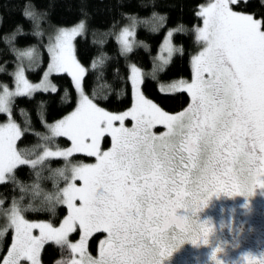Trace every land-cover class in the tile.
I'll use <instances>...</instances> for the list:
<instances>
[{
  "label": "snow or ice",
  "instance_id": "obj_1",
  "mask_svg": "<svg viewBox=\"0 0 264 264\" xmlns=\"http://www.w3.org/2000/svg\"><path fill=\"white\" fill-rule=\"evenodd\" d=\"M247 4L248 0H209L199 6L196 15L203 27L196 29V40L201 50L192 57V79L160 86L162 93L187 92L188 106L176 114L144 95L143 74L135 65L128 76L130 108L110 112L96 102L95 93L91 98L86 95L82 84L86 70L72 49L83 21L60 30L49 47L52 62L40 84H29L24 69L18 68L15 91L7 86L0 90V113L9 116V122L0 125V183L23 163L14 147L21 133L11 121L12 99L38 90L55 93L57 88L48 79L54 72L71 76L78 101L68 116L51 126L54 137H67L72 146L45 155L70 158L84 153L96 163L75 169L74 183L64 193L68 214L59 227L13 219V244L3 264H40L45 243L65 246L74 232L80 239L67 241V246L81 256L89 238L103 236L100 259L92 264H163L186 242L208 245L213 227L197 213L211 197L251 196L257 185L264 189V12L243 10ZM132 35L125 29L118 37L123 52L132 50ZM171 36L170 31L158 57L161 65L176 51ZM32 56V50L19 53V58ZM99 63L102 59L92 67ZM127 121L133 122L131 128ZM156 125L167 131L153 133ZM106 138L111 139L107 149ZM33 230L39 234L33 235ZM220 251L212 254L215 264H223L216 258Z\"/></svg>",
  "mask_w": 264,
  "mask_h": 264
},
{
  "label": "trees",
  "instance_id": "obj_2",
  "mask_svg": "<svg viewBox=\"0 0 264 264\" xmlns=\"http://www.w3.org/2000/svg\"><path fill=\"white\" fill-rule=\"evenodd\" d=\"M208 0H0V82L13 83L19 53L27 47L38 51L39 61L28 67L31 80H37L49 63L46 49L48 32L55 26H69L84 21V30L76 36L77 56L86 66L84 90L106 110L120 112L132 105V88L128 81L130 62L143 71L142 90L150 99L170 112L187 108V92L162 93L160 83L193 75L192 57L201 48L196 29L203 20L196 15ZM239 10V9H238ZM245 11L264 12V0H248ZM25 11L31 16H25ZM163 17V20L159 18ZM135 20V42L130 52H123L117 39L122 26ZM172 30L174 51L164 66L157 60L160 45ZM79 40V41H78ZM102 59L96 68L94 61ZM40 71V72H39ZM34 78V79H33ZM55 93L42 90L12 99V116L20 127L17 140L19 154L34 159L48 146H67L70 140L59 136L44 140L46 122L54 121L75 106L78 93L67 73L52 74ZM0 114V119L4 118ZM109 145L106 138L104 148ZM70 160L93 161L83 153ZM69 177L63 158L46 157L40 162H23L0 183V264L14 238L10 208L16 205L28 219L58 224L68 209L61 202V190ZM45 264H54L69 256L68 246L47 242L42 247Z\"/></svg>",
  "mask_w": 264,
  "mask_h": 264
},
{
  "label": "flooded vegetation",
  "instance_id": "obj_3",
  "mask_svg": "<svg viewBox=\"0 0 264 264\" xmlns=\"http://www.w3.org/2000/svg\"><path fill=\"white\" fill-rule=\"evenodd\" d=\"M131 128L132 126L126 125ZM155 133L154 131H152ZM158 135V133H155ZM161 133H159L160 135ZM111 147V139L108 138ZM256 191L259 190L258 185ZM254 190V191H255ZM184 214L183 210H178ZM199 219L209 221L213 227L208 245H192L184 243L171 256L163 259V264H215L212 254L215 249L221 251L216 254L223 264H264V231L262 219L264 217L259 203L251 196H227L223 193L213 196L206 207L197 213ZM72 243L80 239L79 232L73 234ZM101 234H94L87 242L84 254L70 251L67 262L54 264H70L72 260H80V264H92V260L100 259L99 241ZM51 242V241H49ZM42 250V249H41ZM40 264H45L42 252L39 255Z\"/></svg>",
  "mask_w": 264,
  "mask_h": 264
},
{
  "label": "rangeland",
  "instance_id": "obj_4",
  "mask_svg": "<svg viewBox=\"0 0 264 264\" xmlns=\"http://www.w3.org/2000/svg\"><path fill=\"white\" fill-rule=\"evenodd\" d=\"M209 1V0H208ZM208 3V2H207ZM82 21H79V22H77V23H75V24H72V25H69V26H55L52 30H51V32L49 33H47L48 34V36H46V38H47V42H46V49H47V51H48V53H49V55H50V57H49V63L47 64V67L45 68V70L43 71V73H42V76L39 78V79H37V80H31L30 79V77L28 76V74H27V68L28 67H35L36 65H37V63H38V61H39V58H38V51L34 48V47H27L24 51H28V50H32V52H33V56H32V58L31 59H29L28 57H24V58H19V60H18V64L16 65V67H15V69H14V72H13V83L12 84H8V83H6V82H0V90H2V86H7L8 88H9V90H11V91H15V88H16V79H15V73L17 72V70H18V68H20V67H22L23 69H24V76H25V79L29 82V84H31V85H37V84H40L43 80H44V74H45V72H47L48 71V67H49V65H50V63L52 62V57H51V53L49 52V47H50V45H52V44H54L55 43V41H56V36L59 34V32H60V30H62V29H65V30H70V29H72V28H75L78 24H80ZM83 23H84V21H83ZM84 27H85V24H84ZM201 27H203V24L199 27V28H201ZM125 29H129L132 33H133V35L132 36H130L129 37V39L130 40H132V41H134L135 42V20H131V21H129L127 24H125L124 26H122V29H120V31H119V34L117 33V39H118V37L120 36V34L125 30ZM84 30V29H83ZM172 32V30L170 29V30H168L167 31V33L165 34V36H164V39H163V41H162V43H161V45H160V50H159V54L161 55V49H162V46H163V44H164V41H165V38H166V36L168 35V33L169 32ZM76 38V37H75ZM75 38L73 39V41H72V49H73V55H74V57H75V59H76V61L83 67V68H85V70H86V66L80 61V59L78 58V56H77V52H76V46H75ZM119 44H120V42H119ZM171 44H172V46H173V43H172V38H171ZM120 46H121V44H120ZM133 46H134V43H133ZM133 46H132V48H133ZM121 48H122V46H121ZM173 48H174V46H173ZM201 50V48L198 50V52ZM23 51V52H24ZM21 53V52H20ZM174 53V52H173ZM173 53H172V55H173ZM198 54V53H197ZM160 55H157V60L158 61H160L159 59H158V57L160 56ZM164 55H167V53H164ZM172 57V56H171ZM171 59V58H170ZM169 59V60H170ZM161 63V62H160ZM131 65H135L137 68H139L140 70H141V72H142V74H143V71H142V69L135 63V62H130V66ZM165 65V64H164ZM163 65V66H164ZM86 72V71H85ZM55 73V72H54ZM54 73H50L49 74V77H48V79H49V81L52 83V84H54L55 86H56V83L54 82V81H52V74H54ZM70 76V75H69ZM85 76V75H84ZM71 77V76H70ZM192 79V78H191ZM191 79L190 80H188V79H185V78H180V79H175V80H172V81H168V82H162V83H160V85H159V87L161 86V85H168V84H171V83H173V82H175V81H180V80H184V81H191ZM82 84H83V90H84V78H83V81H82ZM141 90H142V85H141ZM143 91V90H142ZM32 93H34V92H32ZM31 93V94H32ZM84 93L86 94V95H88L86 92H85V90H84ZM144 93V92H143ZM145 95V94H144ZM89 96V95H88ZM146 96V95H145ZM90 97V96H89ZM14 98V97H13ZM91 98V97H90ZM149 98V97H148ZM150 99V98H149ZM152 100V99H151ZM78 101V100H77ZM154 101V100H153ZM155 102V101H154ZM155 103H157V102H155ZM77 104V103H76ZM158 104V103H157ZM159 105V104H158ZM160 106V105H159ZM76 107V106H75ZM75 107L69 112V113H67L66 115H64V116H62V117H60V118H58V119H56V120H54V121H47L46 122V127H47V133H46V136L47 137H49V139H55V138H57V137H59V136H56V137H54L53 136V134H52V130H51V126H53V125H55L58 121H60V120H62V119H64V117H66V116H68L74 109H75ZM131 107V106H130ZM130 107H128V108H130ZM161 108H162V106H160ZM127 108V109H128ZM165 112H168V113H170V114H176V113H179V112H181V111H183L184 109H182V110H180V111H178V112H170V111H167V110H165L164 108H162ZM109 111V110H108ZM123 111H125V110H123ZM123 111H120V112H123ZM110 112H112V111H110ZM1 114V113H0ZM2 114H4L5 115V117L4 118H2V119H0V125H4V124H7L8 122H9V116H8V114H5V113H2ZM11 121L12 122H14L17 126H18V128H19V130H20V127H19V125H18V123L14 120V118H13V116H12V104H11ZM132 124H133V122H131V121H127L126 122V125H128V126H132ZM152 131H154L155 133H158V135H159V133H161V134H163V133H165L166 131H167V129L163 126V125H156L153 129H152ZM18 140V139H17ZM17 140L15 141V145H14V147H15V150L18 152V149H17ZM72 145H71V141H70V143L67 145V146H54V147H50V146H48L47 148L45 147L44 149H43V151L40 153V155H38L37 157H35L34 159H25L24 157H22L20 154H19V152H18V155H19V158H20V160L21 161H23V162H30V163H36V162H40V161H42L43 159H45L46 157H49V156H47V155H45V153H47V152H51V151H62V150H66V149H68V148H70ZM74 154V153H73ZM84 154V153H83ZM64 160H65V162L67 163V169H68V171H69V177H68V180H67V182L64 184V186L62 187V190H61V193H62V195H61V202L64 204L65 203V200H64V193H65V190L67 189V188H69V186H71V185H73V183H74V176H75V169L77 168V166L78 165H80V164H94V163H96V161H95V159L93 160V161H75V160H70L69 158H63ZM17 166V165H16ZM15 166V167H16ZM14 167V168H15ZM14 168L10 171V172H8V173H6L5 174V178L6 177H8L12 172H13V170H14ZM77 184H79L80 182L79 181H77L76 182ZM252 199L254 200V202H258L259 203V206H260V210H261V212L263 213V215H264V189H259L258 191H254L253 192V194H252ZM11 210L9 211V216H10V219H9V221H10V223L13 225V223H12V221H13V219L14 218H16V217H20V218H23L24 220H26V221H28V222H47V223H50V224H52L51 222H49V221H46V220H36V219H28V218H26V217H24V215L19 211V209L16 207V205L14 204V206H12L11 208H10ZM67 214H68V212H67ZM67 214L64 216V218L67 216ZM64 218H62V220L58 223V224H56V225H54V224H52L54 227H59L60 226V224L62 223V221H63V219ZM262 225H263V231H264V217H263V219H262ZM39 233H38V230H33V235H38ZM73 234H76V232H74V233H71L67 238H66V242H65V245L67 246V241H71V242H73L74 240V238H76V240L78 239V237H75ZM14 235H15V233H14ZM12 244H13V242H12ZM12 244H11V246H10V249H11V247H12ZM9 249V250H10ZM9 250H8V252H9ZM41 251V250H40ZM71 251V250H70ZM8 252H7V254H6V256H5V258L8 256ZM39 255H40V253H39ZM4 258V259H5ZM4 261V260H3ZM2 264H3V262H2Z\"/></svg>",
  "mask_w": 264,
  "mask_h": 264
},
{
  "label": "water",
  "instance_id": "obj_5",
  "mask_svg": "<svg viewBox=\"0 0 264 264\" xmlns=\"http://www.w3.org/2000/svg\"><path fill=\"white\" fill-rule=\"evenodd\" d=\"M71 264V263H70ZM78 264H80L79 262H78Z\"/></svg>",
  "mask_w": 264,
  "mask_h": 264
},
{
  "label": "bare ground",
  "instance_id": "obj_6",
  "mask_svg": "<svg viewBox=\"0 0 264 264\" xmlns=\"http://www.w3.org/2000/svg\"><path fill=\"white\" fill-rule=\"evenodd\" d=\"M79 41V40H78ZM40 72V71H39ZM34 79V78H33Z\"/></svg>",
  "mask_w": 264,
  "mask_h": 264
}]
</instances>
